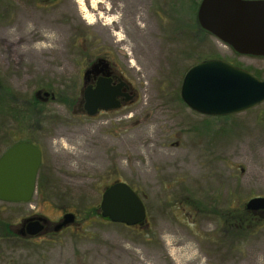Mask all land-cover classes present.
I'll return each instance as SVG.
<instances>
[{
    "label": "rangeland",
    "instance_id": "1",
    "mask_svg": "<svg viewBox=\"0 0 264 264\" xmlns=\"http://www.w3.org/2000/svg\"><path fill=\"white\" fill-rule=\"evenodd\" d=\"M92 1L108 14L93 12ZM195 1L85 0L83 10L78 0H0V108L8 113L0 114V155L21 140L42 154L34 196L0 201V220L16 230L39 215L51 226L32 238L0 236V264H264V212L242 237L221 219L264 196V101L210 116L180 97L184 74L201 60L264 80V56L239 54L202 30ZM97 56L135 95L86 116L74 110ZM34 97L37 119L10 115L34 111ZM118 181L141 197L142 224L96 214L103 190ZM66 212L76 221L53 232Z\"/></svg>",
    "mask_w": 264,
    "mask_h": 264
},
{
    "label": "water",
    "instance_id": "2",
    "mask_svg": "<svg viewBox=\"0 0 264 264\" xmlns=\"http://www.w3.org/2000/svg\"><path fill=\"white\" fill-rule=\"evenodd\" d=\"M196 20L202 30L228 44L235 52L264 56V0H199ZM101 61L99 59L84 71V85L88 74L100 71L98 65ZM125 84L120 80L112 86L110 79L99 77L94 86L82 88L83 99L76 110L94 116L99 110L119 108L121 103L118 96L124 95L126 102L131 98L130 94L120 91ZM40 93L38 91L36 95ZM42 94L44 97L51 95L47 91ZM180 97L195 112L226 116L262 103L264 80L224 60L204 59L184 74ZM41 158V150L24 140L15 142L0 155V201L21 203L31 200L36 191ZM245 209L264 212V196L249 198ZM98 212L100 217L128 227L142 224L146 219V208L141 197L130 185L121 181L103 190ZM74 220V213L66 212L54 224L53 230L58 231ZM47 221L39 215L27 217L22 221L18 233L28 236L41 234L46 231L44 224Z\"/></svg>",
    "mask_w": 264,
    "mask_h": 264
},
{
    "label": "trees",
    "instance_id": "3",
    "mask_svg": "<svg viewBox=\"0 0 264 264\" xmlns=\"http://www.w3.org/2000/svg\"><path fill=\"white\" fill-rule=\"evenodd\" d=\"M194 4H195V8L197 9V6H198L197 1H195ZM39 104H40L39 101L36 99V97H34V101L32 103V109L34 107L35 112L30 109L27 111L21 110L18 113H16L17 110L11 109L10 115L14 117V114H16L21 120L24 119L30 123L33 118L37 119L36 116L38 114H41L40 110H38ZM16 108L17 107H15V109ZM6 113L7 112H5V110L0 108V114H6ZM17 116L15 118H18ZM37 121H39V119ZM260 212L261 211L252 212V211H249L245 208L240 209V210H230L229 209V210H226L225 212H222L221 219L223 220V222L226 225L227 224L229 225V226L227 225L228 227H230L231 229L236 231L238 236L242 237L246 232H248V230H249L248 228H253L254 226L258 225L257 222L255 223V218H257V216L259 215ZM96 214H98V213L96 212ZM244 225H245V227H244ZM254 230H255V228H254ZM8 233H10L9 225L6 224L5 222H3L2 220H0V236L5 237V236H7Z\"/></svg>",
    "mask_w": 264,
    "mask_h": 264
},
{
    "label": "flooded vegetation",
    "instance_id": "4",
    "mask_svg": "<svg viewBox=\"0 0 264 264\" xmlns=\"http://www.w3.org/2000/svg\"><path fill=\"white\" fill-rule=\"evenodd\" d=\"M99 59H102V61H101V62L99 63V65H98V68L100 69V71H99L98 73H96V74H94V73H90V74H88V76H87V78H86V83H85V85H84V79H83V76H82V87H84V86H89V85L94 86L95 83H96V81H97V79H98L99 77H105V78L110 79V85H112V86H115L117 83H119L120 80H123L126 84L122 86V88L120 89V91H121L122 94H130L131 98H130V101H128V102H131V101L133 100V98H134V95H135V93H134V91H133V88H132L131 84L129 83L128 80H126V78H124V77H123V76H122V75L116 70V68L113 66V64H112V63H111V62H110L105 56H97L94 60H92V61L88 64V66H87V68H85V70L88 69V68H90L93 64L97 63ZM105 64H106V67H104ZM85 70H84V71H85ZM83 74H84V72H83ZM117 98L120 100V103H121V106H120L119 108H117V109H120V108L123 107V105H124L125 103H127V102L124 101V98H125L124 95H120V96H118ZM82 99H83V97H82V90H81V98L78 100V103H80V102L82 101ZM78 103H77V104H78ZM81 108H82V106H81ZM117 109H111V110H107V111L99 110L95 115H97V114L100 113V112H108V111L117 110ZM76 112H79V113H82V114L88 116V115L85 113V111H83V110H81V111H77V110H76ZM13 144H14V143H13ZM10 146H11V145H10ZM7 148H8V147H7ZM7 148H6V149H7ZM33 216H38V215H33ZM75 221H76V218H75L74 222H75ZM74 222H73V223H74ZM73 223H72V224H73ZM21 224H22V222H21ZM21 224L18 226V228H17L16 230L10 229L11 232L13 231V233H14L17 237H19V238H32V237H36V236H38V235L40 236V234L35 235V236L21 235L20 233H18V230L20 229ZM44 226H45V228H48V230H50L49 227H51V226H50L49 221L45 222ZM68 226H69V225H68ZM68 226L63 227V228H61V229L58 230V231H54V230H53V232H60L61 230H63L64 228H67ZM53 227H54V225H53ZM42 233H43V232H42ZM42 233H41V234H42Z\"/></svg>",
    "mask_w": 264,
    "mask_h": 264
},
{
    "label": "bare ground",
    "instance_id": "5",
    "mask_svg": "<svg viewBox=\"0 0 264 264\" xmlns=\"http://www.w3.org/2000/svg\"><path fill=\"white\" fill-rule=\"evenodd\" d=\"M78 2L81 4V7H82L83 10L86 9L85 0H78ZM99 6H101V7H99ZM97 9L103 10V14H108V12H109L108 11L109 10L108 6L103 1H92L91 10L93 12H96ZM91 12L89 10V13H88V19L90 21H92V19L94 17V14H92ZM98 15L100 16L101 13H99Z\"/></svg>",
    "mask_w": 264,
    "mask_h": 264
}]
</instances>
